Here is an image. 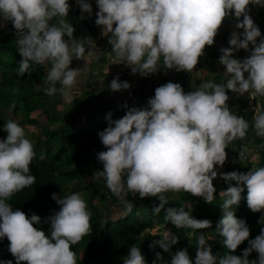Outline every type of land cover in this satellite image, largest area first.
Listing matches in <instances>:
<instances>
[{"label": "clouds", "instance_id": "1", "mask_svg": "<svg viewBox=\"0 0 264 264\" xmlns=\"http://www.w3.org/2000/svg\"><path fill=\"white\" fill-rule=\"evenodd\" d=\"M92 1L96 5L90 0H76L79 19L92 18L95 9L94 23L108 40L99 39L98 33L95 41L91 36L76 38L73 24L65 19L71 10L69 0H0V29L12 24L16 51L22 57L18 75L28 72L30 62L49 64L50 68H45L47 78L41 83L47 85L44 91L48 96L59 93L65 100H73L72 89L92 65H80L86 46L91 55L93 44L98 42L105 44L103 49H110L103 52L110 55V64L124 65L132 75L149 77L162 69L165 74L171 70L189 73L196 69L206 47L214 46L223 23L234 19L228 47L219 49L218 63L224 68L226 81H205L190 92L180 83L167 82L155 89L144 107L124 105L127 111L119 119H113L109 112L108 126L98 132L106 148L97 154L103 170L94 176L87 172L84 180L87 175L93 181L103 178L111 193L125 203L120 206L127 214L134 205L127 194L156 198L159 204L152 212L159 214L169 202L166 193L184 192L196 197L189 206L194 208L198 198L212 204L217 193L215 179L235 181V186L229 184L219 192L225 199L216 232L228 250L224 256L213 254L211 234L206 238L199 233L197 246L190 245L195 230L212 225L208 219L194 218L184 207H168L164 217L168 224L155 223L141 238L146 234L160 237L149 245L150 249L159 245L153 264L162 260L163 251L169 252L171 264H264V227L252 239L246 220L236 216L246 188L247 207L254 214L261 213L257 223L264 225V167L255 162L247 173H224L221 169L228 159L226 149L243 140L250 127L230 108L228 91L264 97V35L250 15V6L264 7V0ZM54 18L59 19L53 22ZM241 49L249 55L238 59L235 54ZM108 88L115 93L127 91L131 85L121 82L117 75ZM14 107L13 102L10 111ZM253 122L256 135L264 137V111L257 109ZM3 131L7 136L0 139V241L8 240L15 264H77L72 246L93 231L91 212L82 196L66 192L74 183L84 193L80 177L52 193L48 213L54 214L43 219L50 230L35 227L42 218L13 209L9 201L36 183L30 166L37 153L24 128L14 120L9 119ZM245 151L239 152V160L244 159ZM244 242L248 246L240 255L234 254ZM253 252L257 259H249ZM0 264H13V260L0 259ZM123 264H146L140 247L132 245Z\"/></svg>", "mask_w": 264, "mask_h": 264}, {"label": "trees", "instance_id": "2", "mask_svg": "<svg viewBox=\"0 0 264 264\" xmlns=\"http://www.w3.org/2000/svg\"><path fill=\"white\" fill-rule=\"evenodd\" d=\"M69 3L71 4V10L69 16L65 19L66 22L73 24L76 38L91 36L94 41L97 40L98 27L94 23L96 18L93 16L94 14L92 18L86 17L84 20H80L81 11L76 1L69 0ZM259 10L256 17L258 15L259 24H264V7H260ZM256 17H253V19ZM58 19L54 18L53 22ZM261 31L263 32V29ZM14 32L15 30L10 22L3 29H0V139H6L7 136V133L3 131L4 124L9 119L17 122L15 117L9 118L7 116L8 111L12 112L14 116L21 115L23 124L40 126L41 130L39 135L34 136L36 140H31L37 153L36 160L30 166L31 174L36 176V183L12 197L9 203H11L13 209H19L29 217L33 213L39 215L42 218V223L34 226L48 232L50 225L43 223V219L48 217V211L52 209L50 205L52 193H58L65 183L77 180L80 177L85 194L84 201L91 212L90 223L93 231L91 235L83 237L80 242L72 246L76 253L77 264H123V258L128 255L130 247L134 244L140 247L146 264H153L156 260L159 245H156L154 249H150L149 245L154 240H160V237L146 234L142 239L141 235L155 223L168 224L166 220L164 221L165 210L168 207H184L186 211H191L194 218L210 220L211 228L195 230L194 242L190 245L197 246L199 233L206 234V238L211 234L214 236V240H210L209 243L212 246L213 254L218 257L224 256L228 250L223 244V238L216 232V226L222 217L220 206L225 199L219 196V192L226 190L229 184L235 186V181L226 182L220 178L215 179L213 184L217 189V193L212 204L198 198L199 202L195 204L194 208H190L189 204L192 205L196 197L184 192L166 193L169 202L159 214L152 212V208L159 204L156 198L140 199L137 195L133 197V202L130 201L134 204L132 210L125 217L113 221L107 219L109 212L104 206L109 202L117 205H125V203H122L106 188V181L103 178H94V181L90 184H87L84 180V175L87 172L94 176L95 172L103 170V165L98 161L97 154L106 151V148L101 143L98 132L108 126L106 116L109 112L112 113L113 119L122 118L118 115L117 106L115 105L118 101H123L122 97L126 98L127 101L135 99L139 107H144L147 100L154 96L155 89L167 82L180 83L185 92H190L197 90L202 81L208 80L199 79L200 75L197 76L193 71L177 73L175 70H171L167 74L176 73L172 79L162 76L156 82L154 79L155 74L149 77H141L138 74L132 75L131 70H129V75L120 79L121 82L127 81L131 85L129 90L115 93L109 91L107 97L94 94L92 91H86L69 104L70 106H68L66 112L65 110L58 112L55 111L59 105L55 95H46L44 89L47 85L42 86L41 84L47 78L45 68H50L49 64L41 66L30 62L28 72L23 76L18 75V67L22 57L16 51ZM98 38L104 41L108 40V37L105 39ZM65 39H68V37H65ZM221 46L228 47V42H220L216 36L214 46L210 47L212 55L207 59H199L197 65V67L204 68V71H208L207 73L212 75L210 80L215 83L226 81L224 68L218 63ZM109 50L106 47L103 52L106 53ZM216 51L218 52L217 55ZM248 55L249 53L242 49L235 54L238 59H243ZM98 70L101 73L102 69L100 67ZM159 74L164 75V70L159 71ZM91 75H89L88 80L97 77L94 74ZM112 96L114 97L112 98ZM256 98L259 100L258 103ZM256 98L253 105L242 103L240 106L235 105L234 107L229 104L233 111L236 108L237 115L243 116L249 122L250 127L243 140L234 141L226 149L228 159L221 168L225 171L224 173L231 171L247 173V169L253 167L255 162L258 167H264V137L257 136L253 127V117L257 109L264 111V97L260 98L258 96ZM13 102L15 107L10 111ZM40 115L46 117L45 125H41L39 122L37 117ZM245 149L244 159L239 160V152ZM256 153L259 154L257 158H255ZM246 194L247 190L245 188V192L242 193L244 198L236 208V216L246 220L250 227V238L254 239L264 225L257 223L261 213L254 214L248 209ZM127 195H129L127 197L130 200L132 195ZM97 199L100 200L103 207L94 204ZM8 244L6 238L0 241V259L13 260V264H15L14 257L8 251ZM247 246V242H244L234 254L240 255ZM160 254L162 260L158 264H171L169 252L163 251ZM257 257L258 254L253 252L249 259H257Z\"/></svg>", "mask_w": 264, "mask_h": 264}, {"label": "rangeland", "instance_id": "3", "mask_svg": "<svg viewBox=\"0 0 264 264\" xmlns=\"http://www.w3.org/2000/svg\"><path fill=\"white\" fill-rule=\"evenodd\" d=\"M88 2H89V0H88ZM90 3L93 6L94 4H96V1L90 0ZM94 8H96L98 10V8L96 6ZM96 12L97 11L95 9H93V14L96 13ZM224 29H226L225 25L222 26L221 30L223 31ZM97 33H98L99 37H102L104 39L107 38V37H103L101 35L100 29L97 30ZM229 36H230V32L228 30H226L225 31V37H229ZM106 42H108V41H106ZM103 47H105V44L103 42H98V43L93 44V46L91 48V55H89L88 54V50H87V46H86V52H85V55H84L83 59L80 61V65H83V64L91 65L92 64L90 69L88 70L89 72L87 71L88 73L81 74V76L78 78V84L72 89V95H73V100L72 101L65 100L62 96L59 95V93H57L55 95V99L59 102V105L57 106V110H55V111L62 112V111L65 110V112H66L68 110V106H70L69 104H71L74 101L75 98H78L79 96L82 95V93H84L86 91H92L94 94H100V95H103V96L107 97V95H108V93L110 91L109 88H108V85L110 84L111 80L113 78H115V76L113 74H115L116 76L119 75L118 69L119 68H124L125 69L126 67L124 65H120V64H113L112 65V64H110V63H112V61L109 60V62L106 61V63H109V65L111 67L108 69L107 74H103L102 71L100 73L98 68H97L99 66V59L101 60V57L103 55L105 56V58H108V56H110V55H107V54H103V52H102ZM95 53H96V55H95ZM73 66H75V65H72L71 68ZM127 69H128V71L130 70L129 68H127ZM203 69L204 68H202V67L201 68L200 67H196V69H194L193 72L197 76L200 75L199 79L202 78L203 80H208L209 81L211 79L212 75L208 74L207 73L208 71H204ZM97 70H98V73H96ZM91 74H94L97 77L96 78H91L90 80H88V78H90V76H92ZM175 74L176 73L174 72V73H169V74H167L165 76L168 79H172L175 76ZM105 75H110V76L109 77H105ZM127 75H129V73H127L126 75H123L122 77H120V75H119V79H121V78H123L124 76H127ZM154 79L156 81H159L160 74H156V77H154ZM203 82H205V81H202V83ZM57 87H60V85L58 84ZM227 94L230 97V99L228 101V104H230L231 106H234V107H235V105L240 106V104H242V103H248L250 105H253L254 104L253 103L254 99L256 97H258V96H256V97L253 98V97H251V96H249L247 94L245 96H240L239 93H232L231 91H229ZM113 97L114 96H112V98ZM259 97L262 98V96H259ZM125 99L126 98L122 97L123 101H121V102L118 101L115 104L117 106L116 108H117L118 115H120L122 117L125 115V113L127 111V108H125L124 105H127L128 107H139V105H138V103H137V101L135 99L130 100V101H127ZM256 100H257V103H258L259 100L257 98H256ZM51 107H54V106H51ZM234 107H232V108H234ZM234 109H235L234 112L237 113L236 108H234ZM7 116L9 118L15 117V120L18 122V124L21 125L24 128L25 133H26V137H28L32 141L36 140V137H34V136L39 135V132L41 130L40 126L25 125V124L22 123L21 115H15L14 116V114L12 112H9V111L7 112ZM37 118H38L39 122L41 123V125H45L46 124L47 119H46L45 116L40 115ZM92 181L93 180H92V176L91 175L85 176V182L87 184H90ZM106 188L108 189L107 185H106ZM66 192H67V195H70L73 192H76V193H79L82 196L83 199L85 198V194L80 190L79 186L74 184V183L71 184L68 187ZM133 200L134 199H133V196H132L131 197V202H133ZM94 204L98 205L100 207H103V204L100 202L99 199H97L94 202ZM190 205L191 204H189V206ZM104 208H106L107 211L109 212L108 213L109 216H108L107 219H110V220H113V221H116V220H118V219H120L122 217H125L127 215L126 208H124V207H122L120 205L114 204L112 202L107 203L104 206ZM105 212H106V210H105ZM53 214H54L53 211L49 212V216H51Z\"/></svg>", "mask_w": 264, "mask_h": 264}, {"label": "crops", "instance_id": "4", "mask_svg": "<svg viewBox=\"0 0 264 264\" xmlns=\"http://www.w3.org/2000/svg\"><path fill=\"white\" fill-rule=\"evenodd\" d=\"M251 7V12H250V15H251V17H252V19H253V17H256V14H258V11H260L259 9H260V7H257V6H250ZM257 17H258V15H257ZM255 18V19H253L254 21H255V23L258 25V27L260 28V30H262L263 29V32H262V35L264 34V24H259L260 23V21H259V19L258 18ZM235 21H234V19L233 20H226L224 23H223V25H225V27H226V29H224L223 31L220 29V31H219V34L217 35V37L219 38V40H220V42H228V39H229V37H225V31L226 30H228L230 33H231V31L233 30V23H234ZM263 26V27H262ZM222 47V46H221ZM102 52H103V49H102ZM220 53V52H219ZM104 54V53H103ZM206 54H207V56H206ZM218 54V52L216 51V55ZM95 55H96V53H95ZM209 55V56H208ZM212 55V50H211V48L210 47H206V49H205V55L203 56V57H201L200 59H207L208 57H210ZM206 56V57H205ZM99 61H101V63H99V66L97 67L98 69H99V67L102 69V72H103V74H107V72H108V69L111 67V66H108L107 65V63H106V61H107V58H105V56L103 55L102 57H101V60L99 59ZM108 62V61H107ZM108 66V67H107ZM118 73H119V75H120V77H122L123 75H126L127 73H128V69L127 68H119L118 69ZM157 74H159V72L157 73ZM115 77H116V75L115 74H113ZM156 75V74H155ZM162 76H165V74L164 75H161L160 74V79H161V77ZM156 77V76H155ZM159 79V80H160ZM156 82H158V81H156Z\"/></svg>", "mask_w": 264, "mask_h": 264}, {"label": "built area", "instance_id": "5", "mask_svg": "<svg viewBox=\"0 0 264 264\" xmlns=\"http://www.w3.org/2000/svg\"><path fill=\"white\" fill-rule=\"evenodd\" d=\"M240 32H241V30H240Z\"/></svg>", "mask_w": 264, "mask_h": 264}]
</instances>
